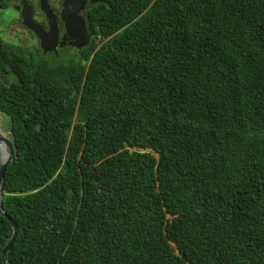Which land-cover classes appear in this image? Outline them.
I'll list each match as a JSON object with an SVG mask.
<instances>
[{
    "label": "trees",
    "instance_id": "trees-1",
    "mask_svg": "<svg viewBox=\"0 0 264 264\" xmlns=\"http://www.w3.org/2000/svg\"><path fill=\"white\" fill-rule=\"evenodd\" d=\"M84 20L66 65L0 39L6 264H264V0Z\"/></svg>",
    "mask_w": 264,
    "mask_h": 264
},
{
    "label": "water",
    "instance_id": "water-1",
    "mask_svg": "<svg viewBox=\"0 0 264 264\" xmlns=\"http://www.w3.org/2000/svg\"><path fill=\"white\" fill-rule=\"evenodd\" d=\"M37 1L38 9L43 14L46 21L45 31L32 20L31 9L25 0H19L21 6L19 18L21 26L31 32L37 39L38 47L42 54L54 52L56 46L59 48L63 45L68 46L75 52L88 46L90 35L85 26L84 12L88 6L101 3L103 0H61L58 18L62 24L63 32L60 36V42H57L58 30L54 13L48 6L46 0ZM0 81H2L3 84L6 83L2 78H0ZM12 161L13 150H11L9 146L5 133L0 129V189L3 180V171ZM0 216L6 219L11 230L9 239L0 251V262L1 264H6V257L16 234L17 227L7 216H5L1 209V194Z\"/></svg>",
    "mask_w": 264,
    "mask_h": 264
},
{
    "label": "rangeland",
    "instance_id": "rangeland-1",
    "mask_svg": "<svg viewBox=\"0 0 264 264\" xmlns=\"http://www.w3.org/2000/svg\"><path fill=\"white\" fill-rule=\"evenodd\" d=\"M51 5L59 6V3L61 0H47ZM17 0L10 1L7 8L0 10V39L7 43L12 45H20V44H26L27 47L31 50V52L39 53V51L36 48V42L31 38L28 31L23 28L19 22L16 20L17 15L14 11V8L11 6L17 5ZM28 3L32 7L33 12V20L35 22H39L42 20L41 14L37 9V6L34 4V0H28ZM40 54V53H39ZM45 59H53L59 64H68L70 61L74 60V55L70 50L63 49L60 51L57 55V57L51 56L50 54L42 55ZM75 56H78L77 54ZM2 117L0 116V126L2 127Z\"/></svg>",
    "mask_w": 264,
    "mask_h": 264
},
{
    "label": "flooded vegetation",
    "instance_id": "flooded-vegetation-1",
    "mask_svg": "<svg viewBox=\"0 0 264 264\" xmlns=\"http://www.w3.org/2000/svg\"><path fill=\"white\" fill-rule=\"evenodd\" d=\"M47 1V0H46ZM25 2L28 4V6L30 7V9H31V17H32V20H33V12H32V7H31V3L29 4L28 3V0H25ZM60 3H61V1H60ZM60 3H59V6H53V5H51L48 1H47V4H48V6L51 8V10H52V12L54 13V15H55V17H56V26H57V30H58V38H57V42H60V36L62 35V32H63V29H62V24H61V22L59 21V18H58V15H59V10H60ZM17 5H15V6H11V7H13L14 8V11H15V13H16V15H17V21L19 22V24L21 25V21H20V18H19V15H20V9H21V6H20V4H19V0H17V3H16ZM34 4H35V6H37V9H38V1L37 0H34ZM38 11H39V9H38ZM40 12V11H39ZM40 14H41V17H42V20H40L38 23L37 22H35L34 20V22L36 23V24H38L40 27H41V29L42 30H46V21H45V19H44V16H43V14L40 12ZM28 33L30 34V36H31V38L36 42V48H37V50L39 51V53L40 54H42L41 53V51L39 50V47H38V41H37V39L32 35V33L31 32H29L28 31ZM63 49H67V50H70L72 53H73V55H76V54H78L81 50H79L78 52H75L72 48H70V47H68V46H61L60 48L59 47H55V51L54 52H50V53H46V54H50L51 56L53 55L54 57H57V55H58V53L60 52V51H62ZM46 54H42V55H46Z\"/></svg>",
    "mask_w": 264,
    "mask_h": 264
}]
</instances>
